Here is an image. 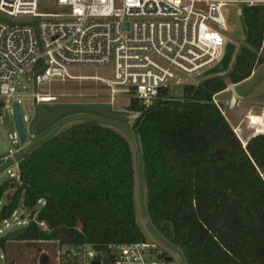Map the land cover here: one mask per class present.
<instances>
[{"label":"trees","instance_id":"trees-1","mask_svg":"<svg viewBox=\"0 0 264 264\" xmlns=\"http://www.w3.org/2000/svg\"><path fill=\"white\" fill-rule=\"evenodd\" d=\"M241 19L246 44L234 69L185 84L180 97L163 87L151 105L133 96L129 106L139 113L133 130L143 213L188 264H264V133L244 145L215 101L264 63V4H244ZM20 171V182L0 184V201L14 190L0 221L21 205L31 211L19 239L98 247L147 240L138 221L133 149L114 127L91 117L73 123L28 149ZM7 242L0 237L4 252Z\"/></svg>","mask_w":264,"mask_h":264},{"label":"built area","instance_id":"built-area-1","mask_svg":"<svg viewBox=\"0 0 264 264\" xmlns=\"http://www.w3.org/2000/svg\"><path fill=\"white\" fill-rule=\"evenodd\" d=\"M57 2L70 10L41 13L39 0H0L1 13L12 17L28 16L33 22L12 23L0 15L2 124H5V111L15 119L16 102L20 109L24 96L20 94L19 84L23 75L29 74V80L34 83L32 98L36 105L55 104L56 97L41 91V86L56 80L85 78L73 76V66L112 65L113 79L88 78L104 82L112 94L131 93L141 103L151 105L159 97L161 88H169L171 83H183L179 73L197 77L222 60L228 42L223 33L228 28L224 10L229 4H240L238 14H242L244 4H264V0ZM40 17L45 18L38 20ZM22 119L26 141L25 121L32 119L23 113ZM249 122L254 125L253 135L264 133L252 116ZM235 131L239 134L242 130ZM10 138H14L13 142L21 140L17 129ZM35 138L36 134L32 133L31 139ZM27 150L23 147L11 149L2 160L5 163L3 172L9 174L8 180L21 181L20 162ZM12 218L18 225H30L31 219H20L16 210L9 219L3 220L6 227L12 225ZM39 224L47 228L45 222ZM44 241L47 242H39ZM159 246V242L148 240L111 242L103 247L89 242L72 245L58 242L54 264H176L168 254L158 253ZM0 258H5V254L0 252Z\"/></svg>","mask_w":264,"mask_h":264},{"label":"rangeland","instance_id":"rangeland-1","mask_svg":"<svg viewBox=\"0 0 264 264\" xmlns=\"http://www.w3.org/2000/svg\"><path fill=\"white\" fill-rule=\"evenodd\" d=\"M239 8L240 4H229L226 7L224 15L227 20L228 28L226 31H223L227 39H232L237 43L238 50L245 40L243 22L241 16L238 14ZM69 10L70 8L68 7L60 6L57 0H39V12L41 13H64ZM0 15L12 23H33L32 18L28 16L12 17L1 12ZM44 18L45 17H40L38 20ZM71 73L73 76H83L85 78L56 80L50 84L42 85L41 91L51 93L55 96L57 99L56 103H74L81 105L82 108L78 111L65 114L40 133L35 131L36 123L40 118V105H36L32 98V94L35 91L34 83L31 79L29 80V74L23 75L20 78L19 90L20 94L24 96L20 102V110L32 120L25 121L28 139L25 142L21 140L13 142L14 138H10V135L16 132L15 119L8 111H5L3 116L5 124H2L0 119V183L9 178L7 171L3 172L2 168L5 163L2 162V160L10 154L11 149L14 150L17 147H23L25 150L31 149L42 143L46 138L84 118L91 117L98 119L103 124L110 125L124 134L132 146L136 172L135 198L138 207V221L143 227L147 240L160 243L158 248V253L160 255L168 254L174 259L176 264H188L186 256L180 247L166 238L156 226L152 224L151 228L147 226L146 217L143 213L146 188L143 185L141 175L142 170L137 146L139 142L133 130L139 114L129 109L131 99L134 95L127 92H116L112 94L107 84L100 80L88 78L91 76H100L105 79H113L114 69L112 65L73 66L71 67ZM179 77L183 80V83H171L169 85L170 96L180 97L183 95L185 84L198 83L200 81L197 79L196 75L187 76L179 73ZM24 86L25 88H23ZM243 88L247 89L253 96L249 102L250 104L244 103L241 105L242 107H240V110L246 112L247 106L264 104V67H261L256 76L250 82L246 83ZM222 97L224 96H216V102L224 108L228 119L233 123V117L238 114L239 110L233 109V104L227 103L226 99ZM253 120H255L254 123L260 125L259 128L261 131L264 130L263 123L255 118H253ZM240 129L242 131L238 132V136L243 144L246 145L248 142L247 138H245L246 136L243 134V129ZM32 133L36 134L35 139H31ZM13 192V189L6 192L1 200L0 206L7 203ZM40 206L41 204H39L38 207ZM30 214L31 211L25 209L22 205L17 209V216L20 219L29 220ZM10 222L12 225L6 227V223L3 220L0 221V229H3V232H0V237H4L11 230L24 226L18 225L14 218H12ZM57 245L58 242L56 241L31 242L22 239H11L7 242L6 252L0 248L1 254H5V258L1 259L0 264H54L57 254Z\"/></svg>","mask_w":264,"mask_h":264},{"label":"water","instance_id":"water-1","mask_svg":"<svg viewBox=\"0 0 264 264\" xmlns=\"http://www.w3.org/2000/svg\"><path fill=\"white\" fill-rule=\"evenodd\" d=\"M125 26L128 27V23H126ZM245 44L246 43H244L243 45ZM240 51L241 49L238 50L237 43L233 41H228L225 54L222 60L213 68H210L209 70L198 74L197 79L202 80L212 75H224L228 71L234 69V63L236 61V57L240 54ZM231 89H232L231 103L234 105L240 96L235 88L232 87ZM81 108H82L81 105L74 103L41 104L39 108L40 118L36 123L35 131L37 133H40L43 130H45L48 126H50L52 123L56 122L58 119L63 117L65 114L78 111ZM14 116H15L16 129L19 132L21 140L25 141L26 132L24 128V122L22 119V113L19 109V104L17 102L14 105ZM137 146H138L139 161L141 167V150L139 144H137ZM146 222L148 228H151V225L147 220V217H146ZM29 227L30 225L27 224L21 228L11 230L4 237L8 240L19 239L27 233ZM169 259H171V257H169ZM0 263H1V258H0Z\"/></svg>","mask_w":264,"mask_h":264},{"label":"crops","instance_id":"crops-1","mask_svg":"<svg viewBox=\"0 0 264 264\" xmlns=\"http://www.w3.org/2000/svg\"><path fill=\"white\" fill-rule=\"evenodd\" d=\"M241 16V14H239ZM228 41H233L232 39H228ZM236 43V42H235ZM261 53L264 55V46L263 49L261 51ZM264 67V63L258 65L255 70L253 71V73L251 74L250 77H248L247 79L239 82V83H231L227 89H225L224 91L218 93L216 96H224L222 97L223 99H226L227 103H231L232 100V87L235 88L239 94V98L236 101V103L233 105V109L235 110H239L238 114L235 115V117H233V123L230 119H228L224 108L221 106L223 113L225 114V116L227 117V119L229 120V122L231 123V125L233 126V128L236 130L237 128H242L243 129V134L244 136H246L245 138H247V141L253 137L254 135L252 134L253 132V128L254 125L250 124L249 122V117L252 116L253 114H256L257 116H259L260 118H255L258 119L259 122L264 123V116H262L263 112H264V104L261 105H250L246 107V112H243V110H240V107H242L241 105H243L244 103H249L252 99V94L245 88H243V86L250 82L257 74L258 70ZM215 96V97H216ZM250 104V103H249ZM255 121V120H254Z\"/></svg>","mask_w":264,"mask_h":264},{"label":"bare ground","instance_id":"bare-ground-1","mask_svg":"<svg viewBox=\"0 0 264 264\" xmlns=\"http://www.w3.org/2000/svg\"><path fill=\"white\" fill-rule=\"evenodd\" d=\"M253 118H260L259 116H257L256 114L252 115Z\"/></svg>","mask_w":264,"mask_h":264}]
</instances>
